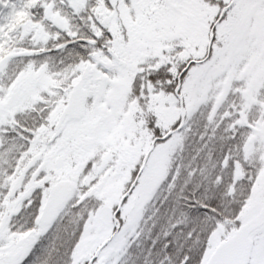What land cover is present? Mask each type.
Instances as JSON below:
<instances>
[{"label": "snow or ice", "instance_id": "1", "mask_svg": "<svg viewBox=\"0 0 264 264\" xmlns=\"http://www.w3.org/2000/svg\"><path fill=\"white\" fill-rule=\"evenodd\" d=\"M0 264H264V0H0Z\"/></svg>", "mask_w": 264, "mask_h": 264}]
</instances>
